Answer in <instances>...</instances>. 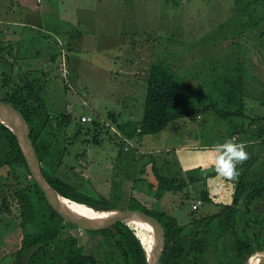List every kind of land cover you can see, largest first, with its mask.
Here are the masks:
<instances>
[{"label":"rangeland","instance_id":"1","mask_svg":"<svg viewBox=\"0 0 264 264\" xmlns=\"http://www.w3.org/2000/svg\"><path fill=\"white\" fill-rule=\"evenodd\" d=\"M157 63L189 84L192 92L185 107L192 115L170 123L157 135L135 138L131 147L132 141H126L110 118L117 112V122L142 120L150 69ZM1 77L16 81L27 77L42 87L52 122L65 111L75 118L65 138L59 137L58 148L67 149L63 164L44 165L50 174L79 193L103 198L107 209L127 210L135 197L148 208L168 211L188 235L193 220L220 210L202 199L206 187L219 204L231 203L232 197L221 199L210 188L214 181L226 178L213 175L212 164L204 165L211 158L209 149L197 157L193 150L189 156H178L175 149L182 144L210 147L236 135L252 139L262 125L252 121L264 118V0H245L239 5L234 0H0ZM240 82L242 92H235L233 99L243 100L244 118L223 119L213 111L202 112L206 106L224 112L238 110L228 104V98L234 95L232 84ZM133 109L135 113L128 111ZM130 113L134 115L131 120ZM87 115L93 122L83 124ZM57 125L54 121V129ZM78 126L89 133H78ZM151 159L160 172L167 171V177L185 175L203 181L194 183L181 199L168 195L158 202ZM197 161L201 171H185L186 163ZM254 173L264 181V172L252 171L251 176ZM13 175L23 189L29 188L32 177L25 169L4 167L0 189L12 184ZM234 183L229 185L233 188ZM187 191L191 200H185ZM263 219L264 192L250 214L238 216L241 234L264 248ZM19 224L14 216H0L1 264H12L21 234L20 228H14ZM64 226L62 237H76L84 255L99 264L109 263L105 238L88 234L82 225ZM233 243L231 237L223 239L221 254L232 256ZM216 248V242L211 243L206 264L219 260ZM263 254L264 250L255 251L249 264Z\"/></svg>","mask_w":264,"mask_h":264},{"label":"trees","instance_id":"2","mask_svg":"<svg viewBox=\"0 0 264 264\" xmlns=\"http://www.w3.org/2000/svg\"><path fill=\"white\" fill-rule=\"evenodd\" d=\"M234 1L238 5L245 2V0ZM241 85V82L239 86L232 84L234 95L233 97L230 95L228 98V104L232 107H240L238 110L233 112V109L230 112H224L215 106H206L202 112L213 111L223 119L244 118L245 105L243 100L233 99L235 92H242ZM42 89L37 83L27 80V77L21 81L1 77L0 101L13 106L26 120L43 172L57 192L67 199L94 209L108 207L103 198L99 200L79 193L72 186L45 169V166H52V163L63 164L62 159L67 149L60 150L58 148L62 141L59 137L65 138L66 129L74 124L75 118L66 111L59 116L56 115L54 121L58 123V128L54 129V121L52 122L51 114L47 113ZM191 92L192 89L189 84L176 78L162 63L154 64L148 77L147 97L141 122L121 125L117 123V119L120 118L117 115H111L110 120L114 125H117L124 138L128 140H134L145 135H157L173 121L192 115V112L185 107ZM43 120L44 123H42ZM92 122L93 120L88 123ZM85 123L83 122V124ZM261 123L262 125H260ZM252 124L260 126L255 129L256 133L252 135V139L249 137V140L264 144V118L263 120L254 119ZM93 125L98 126L96 122ZM78 127V133L86 131L84 130L85 127ZM89 131H86L87 134ZM150 161L152 162V172L158 183L155 194L158 202H161L168 195L175 199L179 198L191 185L203 181L201 179L195 180L193 177L189 180L185 175L177 178L167 177L165 169L160 172L157 162L154 159ZM256 161V158H252L237 166L239 175L235 179L223 180V185L235 182L231 204H224L223 201L220 204L214 202L209 196L207 187L203 190L201 197L204 202L215 205L220 210L217 214L206 215L200 217V220H193V229L188 235H185V227L170 212L155 207L148 208L135 197L130 199L128 211L157 222L163 230V242L160 246L161 264H200L202 260L206 264L207 259L210 258V246L213 242L214 244L216 242V250L220 252L216 264H246L248 259L255 254V251L264 250L262 245L255 243L251 237H244L238 228L239 214L241 212L245 215L250 214L253 203L264 192V181L256 178L251 179ZM4 167L25 169L30 175L17 137L0 122V170ZM143 172L141 170L139 174L141 175ZM213 175L217 176L218 174L215 171ZM135 182L134 187L137 188ZM152 188L150 187V189ZM187 194L185 200H191L192 195L188 191ZM243 205H245V210L241 209ZM191 214L194 215L195 212ZM2 215L14 216L15 219L20 220L19 226L14 228H20L21 234L17 250L11 261L12 264H99L95 258L83 254V248L79 246L76 237L72 235L62 237L66 222L50 206L33 178H31V185L28 189H23L21 180L14 175L12 184L3 185L0 189V216ZM70 225L76 227L75 224ZM142 227L149 234L148 227ZM244 230H246L245 227ZM86 232L106 239L109 252L108 264H147L142 245L133 231L125 224L115 222L102 229L86 230ZM229 237L234 241L232 247L234 254L232 256L223 255L220 250V242ZM150 238L152 241L154 240L151 236ZM212 264L215 262L212 261Z\"/></svg>","mask_w":264,"mask_h":264},{"label":"water","instance_id":"3","mask_svg":"<svg viewBox=\"0 0 264 264\" xmlns=\"http://www.w3.org/2000/svg\"><path fill=\"white\" fill-rule=\"evenodd\" d=\"M0 122L7 126L17 137L31 177L43 192L50 206L65 220L66 223L75 224L77 226L82 225L86 230H99L115 222L123 223L133 231L142 245L146 255L147 264H161L160 246L163 242L164 234L162 228L157 222L128 210L107 208L94 209L90 207L95 213L102 214L97 218H93L78 212L74 208L66 206L63 203V200H67V198L65 199V197L54 189L43 172L41 161L30 136L29 125L22 114L13 106L0 101ZM132 224L148 227V231L153 235L154 239L152 244L150 243V238H141V236H139L131 227ZM259 259L260 260L257 264H264V254L260 256ZM249 263L250 260L246 264Z\"/></svg>","mask_w":264,"mask_h":264},{"label":"crops","instance_id":"4","mask_svg":"<svg viewBox=\"0 0 264 264\" xmlns=\"http://www.w3.org/2000/svg\"><path fill=\"white\" fill-rule=\"evenodd\" d=\"M135 62V61H134ZM134 62H132L130 65H132ZM135 110L136 109H133V110H128V111H132L133 113H135ZM133 113H130V118H129V120H131V119H133V117H134V115H133ZM116 115L118 116V117H120V114L119 113H117L116 112ZM88 116V118H90V116L89 115H87ZM199 118H202V116L201 115H199L198 116ZM92 119V118H91ZM117 120H120V118H118ZM141 122V120H139V121H134V124H137V123H140ZM174 122V121H173ZM118 124H124V125H127V124H129L127 121H118L117 122ZM128 139H126V141H127ZM136 139H134V140H128V141H132V143L133 144H131V147H134V141H135ZM233 140L235 141V142H243L244 144H246V146H247V148H246V150H247V152H248V154H249V156H248V159L247 160H245V161H243L242 163H239L237 166H239V165H242V164H244L245 162H248L250 159H252V158H256L257 159V161L255 162V166H254V168H253V171H255V172H258V173H263L264 172V144L261 142H253V141H250L248 138H241V136H239V135H236V136H234L233 137ZM131 143V142H130ZM263 145V146H262ZM211 147V146H210ZM210 147L208 146V145H204V146H188V145H185V144H182V145H180V146H178L175 150H176V155H178V156H189V153H188V151L189 150H193L192 151V153L193 154H195L196 155V157L198 156V155H200L201 154V150H206V149H210ZM185 152V153H184ZM183 153H184V155H183ZM210 164H212L211 162H210V158H209V161L208 162H206V163H204V165H207V166H209ZM201 166H200V163L197 161V162H189V163H186V165H185V171H188V170H190L191 168H193V169H195V170H199V171H201V168H200ZM252 178H255V173L254 174H252V176H251V179ZM193 179H195V180H198V179H200V177H193ZM222 182L223 181H214L213 182V184H212V186L210 187L211 188V190H212V192L214 193H216V192H218L217 194L221 197V199L223 198H225L227 195H230L231 197L233 196V188L230 186V185H223L222 184ZM219 184H221V185H223V186H219ZM192 186V185H191ZM190 186V187H191ZM189 187V188H190ZM217 189H219V191H217ZM214 195V194H213ZM218 196V197H219ZM215 202V201H214ZM231 202H232V199H231ZM229 204H231V203H229ZM212 206H215V205H212ZM242 213V212H241Z\"/></svg>","mask_w":264,"mask_h":264},{"label":"clouds","instance_id":"5","mask_svg":"<svg viewBox=\"0 0 264 264\" xmlns=\"http://www.w3.org/2000/svg\"><path fill=\"white\" fill-rule=\"evenodd\" d=\"M247 146L243 142L226 139L210 147V162L216 173L226 179H235L238 175L237 165L248 159Z\"/></svg>","mask_w":264,"mask_h":264},{"label":"bare ground","instance_id":"6","mask_svg":"<svg viewBox=\"0 0 264 264\" xmlns=\"http://www.w3.org/2000/svg\"><path fill=\"white\" fill-rule=\"evenodd\" d=\"M66 199V198H65ZM63 203L66 205V206H69L71 208H74L75 210H77L78 212L84 214V215H87V216H91L93 218H97L99 216H101L102 214L100 213H95L93 211L92 208L88 207L87 205H83V204H80V203H77V202H74V201H70V200H63ZM131 227L133 228L134 231H136L138 233L139 236H141V238L143 237H147V238H150L149 234L143 229L142 226L140 225H136V224H132ZM149 236V237H148ZM149 240V239H148ZM150 243L152 244V240L150 238ZM258 262V261H257ZM257 262L255 263H252V264H257Z\"/></svg>","mask_w":264,"mask_h":264},{"label":"built area","instance_id":"7","mask_svg":"<svg viewBox=\"0 0 264 264\" xmlns=\"http://www.w3.org/2000/svg\"><path fill=\"white\" fill-rule=\"evenodd\" d=\"M87 119H88V121H87ZM87 119H86V118H83V121L86 122V123L92 121L91 118H87ZM127 142L130 144V141L127 140ZM198 204L200 205V204H202V203H201V202H198Z\"/></svg>","mask_w":264,"mask_h":264}]
</instances>
